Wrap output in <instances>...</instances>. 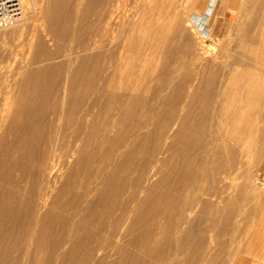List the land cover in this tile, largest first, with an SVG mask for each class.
I'll use <instances>...</instances> for the list:
<instances>
[{
	"label": "bare ground",
	"instance_id": "6f19581e",
	"mask_svg": "<svg viewBox=\"0 0 264 264\" xmlns=\"http://www.w3.org/2000/svg\"><path fill=\"white\" fill-rule=\"evenodd\" d=\"M42 2L23 0L15 26L43 24L0 101V264H242L246 210L215 197L241 150L257 168L233 196L257 193L264 74L235 67L252 44L206 43L195 0Z\"/></svg>",
	"mask_w": 264,
	"mask_h": 264
},
{
	"label": "rangeland",
	"instance_id": "374dc122",
	"mask_svg": "<svg viewBox=\"0 0 264 264\" xmlns=\"http://www.w3.org/2000/svg\"><path fill=\"white\" fill-rule=\"evenodd\" d=\"M195 1L197 2L196 5H197V8L199 10V14L193 13L191 15V21H193L192 23L195 26H197L199 30L202 31L203 39H207L206 43H210L209 45H211V44L216 45V47H218V49H219V47H220V49L221 48L226 49V50H228V52L230 54L231 53L234 54V52L237 53V51H239L240 48H242V46L243 47H245L247 45L251 46V44H252V46H251L252 49L250 48L249 51H247L248 52L247 55L249 56L251 61L253 59L254 61H257V63L251 62L249 60L250 63L248 61H246V64L245 63L235 64V67L239 66V68H237V70L242 71L244 74H246L248 76L254 77L256 74H258L260 72L259 74L263 78L264 70H261V69H264V63L261 62L259 57H258V45H259L258 42L260 41V38H261V34H262L261 32H263L259 29H260V27L262 28V30L264 28V16H262L264 14V8H260V7H263L264 3L262 2L263 5L260 3V5H261L260 6L259 2H257L258 0L257 1L254 0L257 3H253L254 2L253 1L252 2L253 4L251 3L252 6L251 5L248 6V4H250L251 0H250V2H249V0H246L248 4L246 3L244 5L247 7V8H245L244 6H241V4H243L242 2H240L241 0H238V3L236 5L238 7H236V6L230 7L228 4L229 0H195ZM37 2L39 4L43 3L42 0H37ZM214 2H215V5H214ZM255 4H257L258 6H256ZM23 7H24V16L26 17V15H27L26 10L27 9H26L25 4ZM240 7H241V10L238 11L240 9ZM259 10H262V15H259V14H261V11L259 12ZM213 12H214V15L211 17V14ZM233 13H234V15L235 14L236 15L233 16ZM200 14H203V15H200ZM250 15L254 16V18L256 20H258V21L260 20L263 23V25L260 24L258 21H255L253 28H249L248 32L246 31V32L241 33V31H240L241 34L239 32H236L235 30H229L230 29L229 23H232L233 21L238 22L239 20H240L239 22H241V20H243V19L247 20V18ZM40 16H41L40 13H34L32 15H31V13H29V16H28L29 19L27 20L26 23H24L25 28L23 30L21 29V31L17 27L18 26L17 24H16V26H15V24H12L10 26L0 27V98H1L0 101L3 100V98L7 94L8 89H9V85L13 79V76L15 75L14 73H17L18 70L24 69V67H21V64H23L22 62L26 57L31 55V52L26 50V49H28L27 44H26V39H27L28 35H30V33L33 31V28H34V31H37V30L40 31V28L43 24V21H42ZM210 17H211V19H210ZM243 21H242V24H243ZM246 23H247V21H246ZM212 24H214V30L212 32V36H210L208 33H209L210 29L212 28ZM234 24H236V22H234ZM257 24H258V26H257ZM259 25H260V27H259ZM255 29H256V31H258V32L260 31V32L257 33L256 31H254ZM228 30H229V32H228ZM250 30L254 31L257 35H259L258 36L259 39H256L255 36H257V35ZM225 32H227L228 34ZM226 34H227V36H226ZM254 34H255V36H254ZM220 36H221L222 40H221ZM222 36H226V37H222ZM245 37H246V39L250 38L249 42H248V40H244ZM252 37L255 38L257 41L255 40V42H254ZM250 40H253V42ZM225 41H227V42H225ZM221 42L224 44H221ZM256 42H257V44H256ZM253 43H255L256 45H254ZM245 44H247V45H245ZM235 45H237V46H235ZM229 46L235 47L237 49V51H235V48H233L234 49L233 50ZM26 51H28V52H26ZM228 52L226 51L227 55H228ZM230 54H229V56H234V55H232V54L230 55ZM248 56H247V58H248ZM254 58H256V60ZM253 63H255V64L253 65ZM245 65H247V66L249 65V66L245 67ZM251 65H253V66H251ZM229 103L230 102H228V104ZM259 106L264 112V100L259 104ZM91 119L92 118H90V121H91ZM258 119L259 118H254V121L257 122ZM262 120H263V122H261V124H262V126H264V117ZM119 126L122 127L123 125L119 124ZM262 161L263 162H261V164H260L261 170L258 171V173H255L254 176H251V181L256 179L253 182L258 187H255L254 183H252V185H253V188L255 187L254 189L257 190V193H253V192L248 191L246 193L238 195L237 196L238 198H234V196H233L234 195L233 192L237 193L238 192L237 190L244 185V183H245V172L248 170L257 168L256 163L253 159V156L252 155L247 156L246 152H244L242 150L237 155L235 165L231 167L230 172L227 174H221L219 181L217 183V187H216V190H217V196L215 197L216 199H222L225 201L226 199L230 198L232 200H236V202L240 206H244V209L246 210V213L241 212V211H237L238 213L241 212L240 222H239V227H238L237 232H236V235H237L236 240H235L236 242H234L232 244L233 247H235V248H237V246L240 247L242 244H244V247L241 246L243 248H241V249L239 248L240 252L242 253L240 255H243L242 258L245 259V261L242 264H248L249 261H250L249 264H264V258L260 257L259 255H257L255 253L256 250L259 249V247H258L259 245L258 246L255 245L257 241H255L254 239L252 240V238H250V237H249L250 239L247 238L251 234L257 235L258 233H261V232L264 234V183H262V182H264V160H262ZM256 175L258 176V178H256L257 177ZM253 177H255V178L253 179ZM220 219L222 221H224L225 216L223 214H221ZM218 232L215 231L213 233V235L215 233H218ZM221 235H224V234H221ZM252 235H251V237H252ZM238 241H240V242L238 243ZM250 241L252 243L251 245L249 244ZM242 249H245L244 250L245 252ZM248 251H250V252H248Z\"/></svg>",
	"mask_w": 264,
	"mask_h": 264
},
{
	"label": "built area",
	"instance_id": "2783aa9c",
	"mask_svg": "<svg viewBox=\"0 0 264 264\" xmlns=\"http://www.w3.org/2000/svg\"><path fill=\"white\" fill-rule=\"evenodd\" d=\"M23 16V0H0V27L12 25Z\"/></svg>",
	"mask_w": 264,
	"mask_h": 264
},
{
	"label": "crops",
	"instance_id": "0c3cea01",
	"mask_svg": "<svg viewBox=\"0 0 264 264\" xmlns=\"http://www.w3.org/2000/svg\"><path fill=\"white\" fill-rule=\"evenodd\" d=\"M264 30V28H263ZM261 41V42H260ZM260 43L258 45V57L264 63V31L262 32Z\"/></svg>",
	"mask_w": 264,
	"mask_h": 264
}]
</instances>
